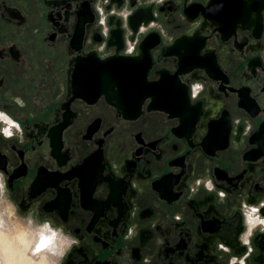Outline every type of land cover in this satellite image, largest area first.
I'll return each mask as SVG.
<instances>
[{"label":"flooded vegetation","instance_id":"1","mask_svg":"<svg viewBox=\"0 0 264 264\" xmlns=\"http://www.w3.org/2000/svg\"><path fill=\"white\" fill-rule=\"evenodd\" d=\"M0 111L21 222L80 241L62 264H228L264 200V0H0Z\"/></svg>","mask_w":264,"mask_h":264},{"label":"clouds","instance_id":"2","mask_svg":"<svg viewBox=\"0 0 264 264\" xmlns=\"http://www.w3.org/2000/svg\"><path fill=\"white\" fill-rule=\"evenodd\" d=\"M157 4H163L164 0H150ZM107 3V0H105ZM100 23L105 25L104 35H107L108 29L105 24L106 17L103 15L102 9ZM115 9H113V13ZM119 15L123 16L126 20L131 12L122 10ZM155 26V23L149 27ZM141 32L146 29L141 26ZM133 47H128V53H131ZM200 85H196L193 95L196 94ZM15 102L20 107H25V102L20 97H15ZM0 135L5 139H12L18 137L21 143L24 142V129L18 120L13 119L4 111H0ZM251 131V124L245 129V134ZM203 183L207 191H215V185L211 179L197 180L196 184ZM196 189H193L195 191ZM219 197L223 200L226 197L224 191H219ZM243 207L248 211L245 213L246 230L241 236V242L247 246L248 251L243 256H232L228 264H246V261L254 251L251 243V238L254 236V229L259 228L260 232H264V216L260 215V208H264V200L260 201L258 205L244 204ZM27 216V215H23ZM177 221L182 217L177 215ZM132 229H128V234H131ZM127 238V237H126ZM80 241L75 237L71 239H60L57 235V230H53L47 222L39 228L31 227V220L28 225L21 222V215L19 214L16 203L12 200L9 189L7 187V177L0 171V264H62L63 259L72 249V245H79ZM219 247L224 251H230L223 244ZM50 254V255H49ZM144 264H150L145 259Z\"/></svg>","mask_w":264,"mask_h":264},{"label":"rangeland","instance_id":"3","mask_svg":"<svg viewBox=\"0 0 264 264\" xmlns=\"http://www.w3.org/2000/svg\"><path fill=\"white\" fill-rule=\"evenodd\" d=\"M24 225H28L27 223H25ZM32 228L36 229V226H32ZM59 238V237H58ZM50 255V254H49Z\"/></svg>","mask_w":264,"mask_h":264}]
</instances>
